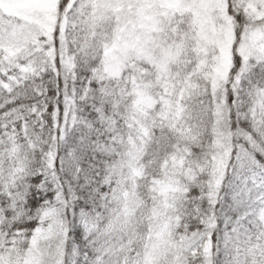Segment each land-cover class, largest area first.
<instances>
[{
	"label": "snow or ice",
	"instance_id": "6c2138e0",
	"mask_svg": "<svg viewBox=\"0 0 264 264\" xmlns=\"http://www.w3.org/2000/svg\"><path fill=\"white\" fill-rule=\"evenodd\" d=\"M0 264H264V0H0Z\"/></svg>",
	"mask_w": 264,
	"mask_h": 264
}]
</instances>
